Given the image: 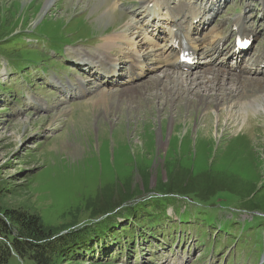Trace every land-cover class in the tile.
<instances>
[{"label": "rangeland", "instance_id": "rangeland-1", "mask_svg": "<svg viewBox=\"0 0 264 264\" xmlns=\"http://www.w3.org/2000/svg\"><path fill=\"white\" fill-rule=\"evenodd\" d=\"M47 1L0 0V84L4 88L0 89V190L15 188V196L6 202L16 208H30L52 230L67 233L68 229L92 224L87 226L91 231L112 228L116 236L131 224L138 232L131 239L132 233L125 229L119 244L118 237L112 239L115 245L108 241L105 245L111 246L104 252L98 245L95 255L86 256L83 262L57 264H227V256L232 257L231 264H264V218L257 219L264 217V212L232 204L223 209L197 204L185 196L186 189L174 190L176 194L173 190L160 192L161 185L174 180L172 176L181 185L186 174L189 181L208 171L224 174L227 179L236 176L232 179L236 183L240 179L256 184L260 189L257 197L264 202V126L251 129L250 124V131L240 135V130L222 119L219 125L211 124L206 135L204 126L197 124L204 116L201 108L193 105L191 113L184 109L175 112L170 108L172 103L162 106L163 99L153 96L157 91L155 73L137 85L136 91L147 90L146 95L135 94L129 101L127 94L131 92L126 91L124 103L109 112L104 103L96 107L102 89L123 94L120 91L127 88L124 83L128 78L116 83L117 79L110 83L104 80L97 88L94 81L98 77L87 81L90 75L85 78L79 54L96 52L128 22L139 21L142 26L147 18L140 19L141 5L150 0H110L115 11L109 15L105 14L106 0H53L41 16ZM222 2L217 21L227 24L230 32L232 22L245 8V0ZM138 30L141 37H131L135 44L111 59L123 61L128 53L139 56L142 52L149 54L145 62L152 63L150 54L155 51L151 48L164 45V35L155 43L152 35ZM211 40H215L213 36ZM4 47L6 53H23L11 58L3 55ZM127 63L123 64L125 69ZM83 79L90 86L83 99L60 84ZM11 92L16 99L10 98ZM127 190L134 194L125 195ZM189 212L199 220L180 224L181 214ZM152 220L160 221L151 232L162 235L146 234V243L136 224ZM215 222V228L208 226ZM197 224L207 227L201 235L207 234L214 250L222 249L219 256L198 243ZM224 225L234 227L232 236L223 234ZM128 241H132L131 246ZM10 264L30 263L13 257Z\"/></svg>", "mask_w": 264, "mask_h": 264}, {"label": "bare ground", "instance_id": "bare-ground-1", "mask_svg": "<svg viewBox=\"0 0 264 264\" xmlns=\"http://www.w3.org/2000/svg\"><path fill=\"white\" fill-rule=\"evenodd\" d=\"M52 1L53 0L47 1L46 6L42 10L41 16L45 14V11L48 9V6ZM171 1L172 0H160L159 3L163 4V8L170 7L177 17H181L185 14L182 19H185L192 12L191 9L193 7V3L189 2L191 4V7L188 10L184 7V3L172 6ZM184 1L186 2L187 0ZM112 3L110 0H106L104 2V4L108 6L105 10L106 15H109V13L115 11V7ZM144 6L141 7L143 10H145ZM240 16H238L236 21H238ZM239 26L242 30L244 29L242 24H240ZM137 27L138 21L128 22L124 24L121 31L115 33L112 38H110L109 35L108 37L110 39H106V41H104L103 44L100 45L99 48H97L96 52L79 54L80 58L78 59V61L81 65L85 67L95 66L93 67L94 70L92 74H90L87 81L92 82L93 79L97 80V77L101 76L102 78H104V80L110 83L114 82L115 79H117L118 76L122 74L121 71L123 61L117 59L113 60L111 59V57L119 53H123V51L126 50L127 47L129 48L131 43L134 42V39L131 38L133 35H135V40L140 37V33ZM206 37L207 35H205L204 38ZM198 38L199 37L196 36L193 38L195 44L200 43V40ZM217 38L220 37H213V39L215 40H217ZM198 46L201 45L198 44ZM262 53H264V48L262 49ZM104 54H106L108 58L103 56ZM147 55L149 54H144L141 52L139 56H133L132 53H128V55L125 56L127 60L126 62L130 63L131 65L130 70L128 71L131 79L127 81V85L128 82H133L131 73L133 67L139 66V63L141 61L145 62V58L148 57ZM160 55H162V52L156 53L155 51L154 53H151L150 57H154L151 59L152 63H146L145 67L142 68L139 74L143 75V77L146 76L149 71H153V73L156 74V79L153 78L154 81L151 79L157 88V91L155 90L156 92L153 96L158 99H163L162 106L167 105L168 103H172V105H170V108L174 107L175 112L176 110L183 109L188 110L189 112V109H193V105H195L194 108L196 109L198 107L201 108L202 112H204V116L198 119L197 124L199 126H204V128H202L203 132L206 135H209L210 128L212 126L211 124L214 123V126L217 124L219 125L222 119H226V125L231 126L233 129L240 130V135H242V133L245 134L248 133L247 131H250L248 129V125L250 124L251 129L252 127L260 128L264 126V124H262V121L264 120L263 78L230 75L220 70H216L210 73V76H205L202 74H198L195 76H190V74H188L187 76L176 74L171 72V69L166 68L163 62V58H161ZM150 64L153 65L151 66ZM153 77H155V75ZM87 81L83 79L80 80V82L70 81L71 83L69 84H65L63 82H60V84H62L63 88H65L66 90L77 89V94H79V97H84L88 93L89 89ZM99 86L100 84L95 85V87L97 88H99ZM136 89L137 85L133 89L130 88L127 90V88H123L120 91L123 94H118L119 92H111L110 90L104 88L100 92V95L102 96L101 101H98L99 103L96 105V107H98L100 103H104L106 104L105 111L109 112L115 105L122 104L123 98L126 97L125 95L127 94L125 93L126 91L131 92L127 94L129 96V101L135 99V94L138 95L140 93L142 95H146L147 93V90L142 93V91H136ZM129 94L131 95V97ZM182 101H184V105L181 104ZM216 108H218V112L212 111V109ZM208 111L213 113L208 114ZM173 121H175V119H173ZM184 122L185 121L179 122V124H183Z\"/></svg>", "mask_w": 264, "mask_h": 264}, {"label": "trees", "instance_id": "trees-1", "mask_svg": "<svg viewBox=\"0 0 264 264\" xmlns=\"http://www.w3.org/2000/svg\"><path fill=\"white\" fill-rule=\"evenodd\" d=\"M9 45L11 44H4L7 47ZM7 47H4L3 50L1 48L3 55H9L12 58L14 55L18 57L19 54L23 53H6L5 49ZM0 89H4L1 84ZM184 172L185 174L189 173V171ZM170 174L172 175V173ZM172 177L174 180L169 184L161 185V188L166 189L172 186L170 188L176 191L186 189L188 191H183L186 193L185 196H189L197 204L219 206L222 209L232 204L237 205L240 209L264 212V202L257 197L260 189L252 182H242V180L238 179L236 183V181L232 180L236 176H228L227 179L224 174H213L208 171L189 178V181L186 180V174L182 177L184 181L181 185L175 183L176 176ZM201 184L203 185L201 186ZM128 190L124 191L125 195H130L131 191L129 192ZM174 190L173 194H176ZM15 191L13 187L0 190V264H10L13 257L22 263L28 262L30 264H57L61 261L83 262L82 258L85 256L94 255L99 241L102 242L101 246L104 248L106 247L104 242L107 243L111 237H114V235L108 237L106 229L95 232L91 231L87 225L79 229H68L67 233L60 229H49L44 225L41 217L32 212L30 208H16L6 202L8 197L15 196ZM160 192L166 193V191ZM187 217L189 216L185 215L183 220H192V218L187 219ZM194 219L198 218L195 216ZM156 226V222L152 220L140 226V228L144 229L142 230L143 232L154 235V232L151 233L150 229H154ZM108 230V234L113 232L112 228H108ZM223 231L230 233L231 226H225ZM205 237L207 236L201 237L202 241H205ZM142 239H146L144 235Z\"/></svg>", "mask_w": 264, "mask_h": 264}, {"label": "water", "instance_id": "water-1", "mask_svg": "<svg viewBox=\"0 0 264 264\" xmlns=\"http://www.w3.org/2000/svg\"><path fill=\"white\" fill-rule=\"evenodd\" d=\"M159 187H157V189H158ZM169 190H174L173 188H166V189H162L161 187H160V191H166V192H168ZM134 193H132L131 195H133Z\"/></svg>", "mask_w": 264, "mask_h": 264}]
</instances>
